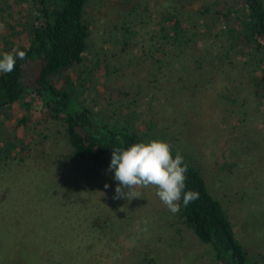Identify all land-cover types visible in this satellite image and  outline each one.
<instances>
[{"label":"rangeland","instance_id":"1","mask_svg":"<svg viewBox=\"0 0 264 264\" xmlns=\"http://www.w3.org/2000/svg\"><path fill=\"white\" fill-rule=\"evenodd\" d=\"M88 6L92 33L85 63L91 67L98 59L108 62L110 68L104 73L99 67L95 71L83 67L89 77L85 82V101L106 109L125 105L140 111L141 126H153L156 122L174 126L173 139L176 143L187 140L188 148L193 149L188 150L189 155L196 165L201 162L207 183L227 209L237 238L248 248L254 263L262 264L264 186L257 185L259 182L251 176L255 174L261 179L255 170L260 154L256 155L255 140H250L264 142L261 117L245 129L233 128L238 118L235 108L221 103L211 74L203 75L201 83L194 87L185 80L178 81L179 76L185 78L180 63L173 68L174 72L165 73L170 71L169 67L158 72L141 57L140 42L144 36L140 33L135 47L120 51L110 36L114 34L113 25L121 22L129 9L123 7L122 0H93ZM16 9L15 4L9 7L0 3V54L5 51L3 38L8 37L16 45L27 41L22 28L9 26L18 19ZM127 17L131 18L129 14ZM235 59L241 60L240 56ZM69 73L75 77L78 69ZM116 90L127 94L117 96L113 92ZM137 93L139 97L135 96ZM151 95L155 97L151 99ZM21 116H29V127L17 124ZM184 120L190 127L189 133L184 131L180 135L177 131L183 125L178 123ZM60 130L58 124L46 118L39 102L27 112L15 105L0 115V145L9 136L15 138L17 145L0 159L2 228L13 226L15 231L21 227L22 231L45 236L49 249L74 251L72 264H216L210 249L198 241L177 214L168 210L155 188L137 189L142 196L131 201L113 199L118 183L114 172L107 168L96 174L85 172L68 156ZM21 144L28 145L26 152L20 150ZM17 151L23 159H17ZM232 163V172L227 171L225 165ZM48 174L54 176V182L46 181ZM65 176L71 182L63 180ZM39 184L55 187L54 193H50L52 189L47 192L52 195L50 198L36 199L33 192ZM105 184L109 186L105 188ZM247 187L250 196H245ZM40 214L43 217L36 218ZM98 219L104 226L93 225Z\"/></svg>","mask_w":264,"mask_h":264},{"label":"trees","instance_id":"2","mask_svg":"<svg viewBox=\"0 0 264 264\" xmlns=\"http://www.w3.org/2000/svg\"><path fill=\"white\" fill-rule=\"evenodd\" d=\"M91 1L0 0L9 7L17 5L18 19L9 26L11 29L19 26L27 37V41L19 45L13 44L8 37L3 38L4 53L19 50L27 55L24 60H16L14 71L0 73V115L15 105L27 112L34 103H41L46 118L60 126L59 134L70 159L90 174H96L101 168L109 169L113 148L124 149L152 139L166 141L172 146L173 157L176 152L184 157L186 190L199 193V198L187 207L181 200L176 213L178 218L210 249L216 264H255L248 248L237 238L227 209L210 189L201 162L196 165L189 155L188 150L193 149L188 148L187 140L176 143L173 139L174 126L160 122L141 126L140 111L120 104L116 109L107 105L106 109L104 105L85 101V82L89 77L83 67H87L85 53L92 33L87 18ZM138 1L136 4L135 0H122L123 7L125 5L129 11L121 22L113 25L114 34L110 36V41L120 51L135 47L139 33L142 34L141 57L158 72L165 67L170 69L165 73L174 72L173 68L180 63L185 78L179 76L178 81L185 80L187 85L194 87L201 83L203 75H212L221 103L235 108L238 118L233 128L245 129L246 125L258 120V116L264 124V0ZM235 56H240L241 60H236ZM101 62L97 59L87 68L95 71L99 67L106 73L109 64ZM73 68L78 69L75 77L69 73ZM113 92L117 96L127 94L120 90ZM154 97L151 95V99ZM29 121V116H21L17 124L26 128ZM178 124L183 126L177 133L181 135L185 131L186 134L190 128L188 122L184 120ZM260 132H264V127H260ZM250 140H255L252 144L257 148L256 155L260 154L255 170L261 179L255 174L251 176L259 182L257 185L264 186V142L258 143L257 138ZM16 147L15 138L7 137L4 145H0V159ZM20 150L26 152L28 145L21 144ZM16 154L17 159H23L20 151ZM233 166L232 163L225 168L232 172ZM54 179L46 175L47 182H54ZM63 180L71 182L66 176ZM54 188L39 184L33 193L37 200L40 196L50 198L52 195L47 192L52 189L50 193H54ZM249 191L250 187L245 188V196L252 195ZM41 217V214L36 216ZM99 222L95 220L93 225L104 226ZM1 228L0 264H72L74 251L49 249L45 236L22 231L21 227L15 231L13 226Z\"/></svg>","mask_w":264,"mask_h":264},{"label":"clouds","instance_id":"3","mask_svg":"<svg viewBox=\"0 0 264 264\" xmlns=\"http://www.w3.org/2000/svg\"><path fill=\"white\" fill-rule=\"evenodd\" d=\"M27 53L15 50L0 56V73H11L16 60H24ZM109 171L118 181L113 199L141 197L139 188L152 187L156 195L170 212L180 210V202L187 207L199 198V193L186 190L187 165L180 152L173 157L172 146L164 140L152 139L133 143L127 148H113ZM109 185L105 184V188ZM127 189V191H125Z\"/></svg>","mask_w":264,"mask_h":264}]
</instances>
